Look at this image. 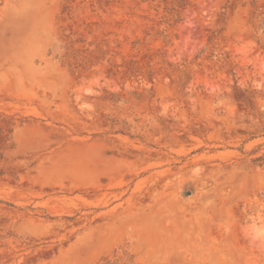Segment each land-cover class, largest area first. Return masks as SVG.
<instances>
[{
	"label": "rangeland",
	"instance_id": "1",
	"mask_svg": "<svg viewBox=\"0 0 264 264\" xmlns=\"http://www.w3.org/2000/svg\"><path fill=\"white\" fill-rule=\"evenodd\" d=\"M0 264H264V0H0Z\"/></svg>",
	"mask_w": 264,
	"mask_h": 264
},
{
	"label": "bare ground",
	"instance_id": "2",
	"mask_svg": "<svg viewBox=\"0 0 264 264\" xmlns=\"http://www.w3.org/2000/svg\"><path fill=\"white\" fill-rule=\"evenodd\" d=\"M75 190V189H74ZM71 192V191H70ZM50 203V202H49ZM49 205V204H48ZM45 206H47V204L45 205ZM56 207V206H55ZM48 208V207H47ZM78 209V208H77ZM60 211V210H59ZM73 212V211H72ZM116 212V211H115Z\"/></svg>",
	"mask_w": 264,
	"mask_h": 264
}]
</instances>
